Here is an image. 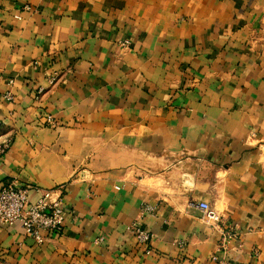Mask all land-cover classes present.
<instances>
[{
	"label": "crops",
	"instance_id": "obj_1",
	"mask_svg": "<svg viewBox=\"0 0 264 264\" xmlns=\"http://www.w3.org/2000/svg\"><path fill=\"white\" fill-rule=\"evenodd\" d=\"M0 136L65 212L0 264H264V0H0Z\"/></svg>",
	"mask_w": 264,
	"mask_h": 264
},
{
	"label": "built area",
	"instance_id": "obj_2",
	"mask_svg": "<svg viewBox=\"0 0 264 264\" xmlns=\"http://www.w3.org/2000/svg\"><path fill=\"white\" fill-rule=\"evenodd\" d=\"M10 80L9 84H12ZM4 97L11 100L10 91ZM47 122L54 124L52 116H47ZM10 146L8 140L0 136V156H2ZM31 184H5L0 189V228L11 227L20 224L25 234L33 237L38 243L45 240L47 234L60 233L65 225V212L61 196L56 195L54 189H44L41 197L34 201L31 198ZM198 208L202 210L203 219L216 225L220 223V214L208 203L199 202ZM147 209H150L149 207ZM131 230L139 243L148 247L151 242L152 234L143 228L139 223L134 224ZM231 235V234H230ZM149 247L146 253H149Z\"/></svg>",
	"mask_w": 264,
	"mask_h": 264
}]
</instances>
